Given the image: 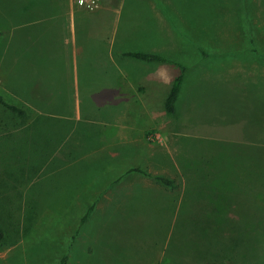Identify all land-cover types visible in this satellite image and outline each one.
I'll use <instances>...</instances> for the list:
<instances>
[{
  "label": "rangeland",
  "instance_id": "obj_1",
  "mask_svg": "<svg viewBox=\"0 0 264 264\" xmlns=\"http://www.w3.org/2000/svg\"><path fill=\"white\" fill-rule=\"evenodd\" d=\"M78 1L0 0V94L29 113L0 105V264H264V0ZM72 28L111 57H71ZM37 46L49 100L24 93ZM124 51L162 56L171 84L184 63L177 114L119 106ZM166 75L147 81L163 96ZM124 120L145 135L115 142Z\"/></svg>",
  "mask_w": 264,
  "mask_h": 264
},
{
  "label": "crops",
  "instance_id": "obj_2",
  "mask_svg": "<svg viewBox=\"0 0 264 264\" xmlns=\"http://www.w3.org/2000/svg\"><path fill=\"white\" fill-rule=\"evenodd\" d=\"M74 17V15H73ZM70 35L73 37V40H71V43L73 44V48H71L70 51V56L73 58H87V57H93V56H98L100 53L103 57L110 58L111 57V52H107L105 50V53L97 52L96 49H93L95 47H91L90 43L92 42H97V40L93 39V35L89 34V31L86 29H76L72 28L69 30ZM69 43V42H68ZM79 49V51L77 50ZM48 52V51H47ZM45 52L43 48L37 46L36 48L34 47V59H35V65L34 69H37V67L40 68H45L47 71L43 75H38L35 74L34 79H30V82H27L29 76L26 78V72H25V84H24V93H29L33 98H37L38 100L43 99L40 89L41 88H47V92L45 93L46 96L45 98L49 100L48 97L53 98L54 96V90L52 87V79L55 77L53 74L56 72V69H54V65L52 62L55 64L57 63L58 59L56 54H53L52 51L50 52ZM127 52H136V51H124L120 52L117 56H113V62L114 64V69L116 70V80L115 84L112 89H114V96L116 98H121V100H116L120 102L119 106H121L122 102H129V112H134L133 110L135 109V112H140V109L138 108L137 102L140 100H148V101H160L163 104V107L156 106L154 108H150L151 115H155L153 112H158V114H163L167 115L165 106H164V101L169 93L171 84L170 83V78L168 76V72L166 75V71L160 70L159 68H163L166 64L165 62H155V63H146L131 57H128L125 55ZM156 55V54H155ZM160 56V55H158ZM162 57V56H161ZM116 60V61H115ZM161 65V66H159ZM168 65V64H166ZM182 67L185 68L184 63H182ZM190 68V67H189ZM186 69V68H185ZM157 73L158 75H162L167 77L166 80V88L164 89V96L156 91L154 88H151V83L147 84V81L150 80L154 74ZM40 76V77H39ZM51 81V83H50ZM165 86V85H164ZM182 90V89H181ZM181 94V91H180ZM179 94V97H180ZM143 95V96H142ZM179 100V98H178ZM178 102V101H177ZM177 104V103H176ZM142 110V109H141ZM161 111V112H160ZM124 115H126L128 112H121ZM177 114V112H176ZM140 115H142V112H140ZM149 115V117H151ZM148 117V121H150ZM147 122L144 124V122L141 120V124H136L133 120H124L121 121V129L118 130V133L115 137V142L121 141L122 140H132L133 138L140 137V133L145 135V127H147ZM144 124V125H143ZM150 125V124H149ZM148 125V126H149ZM143 126V127H142ZM118 128H120V125H117ZM142 127V128H140ZM121 133L119 134V132ZM103 136L105 134L110 135L107 133L106 128L103 129L102 131ZM136 135V136H135ZM105 147V146H103ZM129 149H132L131 146H129ZM102 148V147H101ZM159 150V149H158ZM157 150V151H158ZM166 147L162 148L160 158L157 159V162H155L159 166H154L155 171L157 173H161L159 170L164 172V170L168 169L170 167V163H167L165 161H162V165L159 164L161 163V158L164 156ZM151 158V162H153V158L150 155H147ZM149 158V159H150ZM115 161V158H114ZM153 165V163H152ZM175 167L176 164H174ZM163 168V169H161ZM176 170V168H175ZM170 172V170H167ZM178 173V169L176 170ZM159 174H156V176ZM162 175L158 176L161 177Z\"/></svg>",
  "mask_w": 264,
  "mask_h": 264
},
{
  "label": "trees",
  "instance_id": "obj_3",
  "mask_svg": "<svg viewBox=\"0 0 264 264\" xmlns=\"http://www.w3.org/2000/svg\"><path fill=\"white\" fill-rule=\"evenodd\" d=\"M1 36V34H0ZM126 56L146 62V63H155V62H164L165 59L161 56L151 54V53H144V52H127L125 53ZM181 74L177 76V78L174 80L173 84L170 87L169 93L164 101V106L169 115H174L176 114V103L179 98L180 91L183 86L184 78H185V68L181 67ZM0 105L9 111L12 115H15L19 120L21 121H26L29 119V113L22 107H19L17 105L9 103L5 97L0 94ZM8 112V113H9ZM131 171H137L141 172L143 174H146L145 172H142L141 170H131ZM149 175V174H148ZM156 180L162 182V184L166 186H172V182L164 177H156ZM93 211V207H90L84 217L81 220L80 224H84L88 218L90 217L91 213ZM4 239V231L0 229V243ZM1 245V244H0ZM67 259L63 258L61 260V264H66Z\"/></svg>",
  "mask_w": 264,
  "mask_h": 264
},
{
  "label": "built area",
  "instance_id": "obj_4",
  "mask_svg": "<svg viewBox=\"0 0 264 264\" xmlns=\"http://www.w3.org/2000/svg\"><path fill=\"white\" fill-rule=\"evenodd\" d=\"M78 4L88 10H93L96 7L95 0H79Z\"/></svg>",
  "mask_w": 264,
  "mask_h": 264
}]
</instances>
